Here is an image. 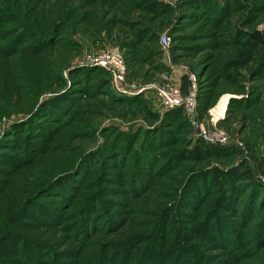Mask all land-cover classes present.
Masks as SVG:
<instances>
[{
	"label": "rangeland",
	"instance_id": "rangeland-1",
	"mask_svg": "<svg viewBox=\"0 0 264 264\" xmlns=\"http://www.w3.org/2000/svg\"><path fill=\"white\" fill-rule=\"evenodd\" d=\"M153 1L168 11L0 0V264H187L180 246L209 264H264V195L246 213L238 179L248 169L264 185V46L247 47L264 36V0ZM111 53L121 78L100 64ZM62 99L59 114L40 111ZM75 165L72 186H52L63 201L39 193ZM231 169L242 190L229 206ZM214 211L232 245L203 233ZM85 215L97 227L74 235Z\"/></svg>",
	"mask_w": 264,
	"mask_h": 264
},
{
	"label": "trees",
	"instance_id": "trees-1",
	"mask_svg": "<svg viewBox=\"0 0 264 264\" xmlns=\"http://www.w3.org/2000/svg\"><path fill=\"white\" fill-rule=\"evenodd\" d=\"M148 2L150 3L149 7L153 10L163 9L165 12L168 11L167 6L163 5L162 3H158V2L153 1V0H148ZM252 39H253L252 44H247V47L249 46V47H251V49H253V46L254 47L257 45L264 46V36H262L258 32L252 33ZM63 99L61 101L56 100L57 102L52 101V103H56L55 104L56 108L52 107L51 104H48L47 108H45V105H44V107L41 106L40 111H44L45 113H48L49 115L50 114H54V115L59 114V112L62 111V107L64 106ZM4 140L5 139H1L0 142H4ZM148 141H150V139L143 141L144 147L149 145ZM143 142H142V144H143ZM198 148H199V146H195V151L198 152ZM76 167H77V165H75L74 168L72 167V169L69 172H67L66 175L54 177V178H52V180H49L50 184L47 185L48 183H46V186H43L40 189L39 193H49V194H52L56 197H59L61 199V201H63L64 197L62 195V190H60V188H62V187H59V189H58L56 187L52 188V186L54 184H62L66 180H67L66 183H68V186H72L73 181H70L69 177L72 175L70 173L75 171ZM243 167L244 166L242 165L240 169H242ZM242 171H243V173L241 174L240 177H238V179L241 178L244 180V185H242V187H243V191L247 195V199H246L247 203L245 205L246 206L245 209H247L246 213L247 212L249 213V209H250L249 204L253 200V197H261V195H264V185L260 182L255 181L250 170H248V169L243 170L242 169ZM223 175L225 177V185H226L225 187H227V189L223 192V196L221 197V201L227 203V205L230 206L231 202L234 203L232 199H233L234 195L236 194V192L241 191L242 189H241V187L234 185L235 182L233 180L236 181V178H237L236 170H232V169L227 170L226 172L223 173ZM198 181H201V179H199ZM209 219H210V221L213 219V222H211L212 226H210V228L208 227V224L206 222L202 225V227H204L203 233L205 234V236H209L210 239L213 241L216 240L220 245L224 242H229L232 245V243H234L236 241L235 238H233L231 236L230 230L227 229V227L225 226V224L222 221L221 216L218 212L214 211V215H212ZM96 227H97V224L93 223V221H91L90 218L87 217V215H85V216L79 218L78 224L76 225V230H73V232H74V235L81 234V233L84 234V232L90 230L91 228H96ZM76 237L81 238L80 236H76ZM131 241H133V240H131ZM229 247H231V246H229ZM35 249H36V251H42L40 246H38V245L35 246ZM184 253L187 255L186 256L183 255V256H179V257H182V258L187 257L184 259L185 261H187V264H197L196 263L197 261H201L200 264H209L208 259L203 257L201 255L202 253L199 252L198 250H192L190 248H184V246H180L179 254L182 255ZM162 255H163L162 252L159 251L156 256L154 255L153 259H156L157 257L161 258ZM102 261H103V259H101V260L99 259V261L94 262V264H100V263L103 264ZM17 264H18V262H17ZM19 264H39V263H35V262L32 263L26 257H24L23 261L19 262ZM45 264H51V263H45ZM140 264H155V262H152V259L148 257V258H145L144 260H142Z\"/></svg>",
	"mask_w": 264,
	"mask_h": 264
},
{
	"label": "built area",
	"instance_id": "built-area-1",
	"mask_svg": "<svg viewBox=\"0 0 264 264\" xmlns=\"http://www.w3.org/2000/svg\"><path fill=\"white\" fill-rule=\"evenodd\" d=\"M161 40H162V42H163V44L165 46H168L169 40H168V38L166 36H163L161 38ZM116 58L117 57H115V54H113V53L105 54V55L101 56L100 64L103 65V66H106L108 64H114V66L117 69L119 78H121L122 75H123V67L118 64ZM168 93H170V95H171L170 96L171 99L167 98V103L169 102L168 104L174 105V106L175 105L178 106V105H180L182 103V100L178 99L179 95L177 94V92L175 90L170 89ZM161 94L163 95V92ZM185 107L188 108L187 106H185ZM187 111L190 113L191 109L189 108Z\"/></svg>",
	"mask_w": 264,
	"mask_h": 264
},
{
	"label": "bare ground",
	"instance_id": "bare-ground-1",
	"mask_svg": "<svg viewBox=\"0 0 264 264\" xmlns=\"http://www.w3.org/2000/svg\"><path fill=\"white\" fill-rule=\"evenodd\" d=\"M225 108H226L225 107V104L224 103L223 104L221 103L220 106L217 109H215L214 115H216V118H220V116H222V114L225 111Z\"/></svg>",
	"mask_w": 264,
	"mask_h": 264
}]
</instances>
